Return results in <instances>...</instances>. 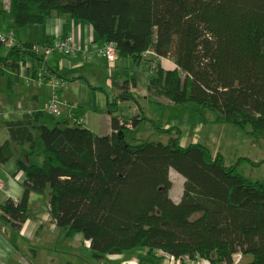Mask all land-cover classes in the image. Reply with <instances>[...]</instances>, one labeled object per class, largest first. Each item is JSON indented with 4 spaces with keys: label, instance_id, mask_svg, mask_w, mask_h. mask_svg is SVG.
I'll return each instance as SVG.
<instances>
[{
    "label": "trees",
    "instance_id": "trees-1",
    "mask_svg": "<svg viewBox=\"0 0 264 264\" xmlns=\"http://www.w3.org/2000/svg\"><path fill=\"white\" fill-rule=\"evenodd\" d=\"M53 13L89 23L96 43L114 42L121 58L137 60L150 51L172 59L174 69L158 64L151 73V96L184 108L195 103L203 117V111L213 113L214 123L264 139V0H13L16 28L42 24ZM37 45L52 44L19 42L0 64L31 61L36 78L45 64ZM51 69L41 73L45 81L55 76L68 83ZM129 88L124 81L109 104L110 135L66 121L51 128L41 123L42 112L14 122L0 118V132L9 133L0 144V164L20 146L18 168L26 175L21 199L1 205L0 218L19 231L30 194L48 187L57 228L69 237L81 233L96 259L146 249L151 256L161 250L212 264H235L234 255H250L239 264H264V179L238 171L242 163L264 160L227 165L206 144L182 146V132L173 127L138 116L121 122L114 112L118 99L135 97ZM144 120L167 140H129L126 125L136 128ZM171 169L185 178L178 203L169 195Z\"/></svg>",
    "mask_w": 264,
    "mask_h": 264
},
{
    "label": "crops",
    "instance_id": "crops-1",
    "mask_svg": "<svg viewBox=\"0 0 264 264\" xmlns=\"http://www.w3.org/2000/svg\"><path fill=\"white\" fill-rule=\"evenodd\" d=\"M9 22L6 28H0V30L5 32L13 31L18 42L35 44L34 40L37 38L39 40L37 43L52 44L56 39L63 40L67 36H73L76 52L72 56H67L59 51H54L45 60L43 70L37 74L36 78L33 77L30 69L32 67L31 61L18 67H12L10 62L3 65L0 64V85L4 84L6 79L9 81L8 87L11 88V95L3 92L0 88V118L2 120L19 121L31 112H42L44 116L42 121L46 118L47 112L44 107L54 94V90L47 86L46 83L42 84V82H39L38 75L45 73L46 70L54 72L51 68L56 69L69 80L67 83V85L69 84L68 87L65 86L59 89H63L59 92L60 107L62 109L60 116H64V121L68 122V125H82L100 136L110 135L113 132L111 123L113 114L109 109V104L113 102L114 98H118L119 90H121L120 85L124 81H130L129 90L136 94V98L126 101L118 99L117 111L114 112V115L118 116L121 122L128 121L136 116L139 119L149 118L147 108L145 106L141 107L139 103L145 102L148 107L153 106L151 103H154V97L151 96L147 89L148 84L146 81L141 83L138 80V76H136L139 71L142 72L143 68L139 70L137 67L136 72L133 71L131 73V66L133 65L127 62L128 58L121 59L119 57L116 62H108L91 51V42H96V37L89 23L71 19L67 15L53 13L44 23L36 26H25L30 28H26L28 29L26 32L19 34L15 30L13 16ZM17 33L21 41L18 40ZM7 53L8 51H5L0 54V57L5 56ZM151 53L155 57L153 52ZM148 54H144L143 59L146 60ZM162 59L170 60L168 66H164V60ZM162 59L159 60L163 68L174 69L176 67L172 59ZM132 60L138 63V60L133 58ZM103 61L112 66L106 70V66L101 63ZM89 65L96 66V68L85 71L86 66ZM150 65L151 62L146 60V64L143 65L144 70L145 66L148 69ZM114 66H116L115 69L113 68ZM39 70L41 68H38ZM124 70H128V72H124ZM150 72L151 70L147 72V77H150ZM102 75L105 81H101ZM140 77L142 79L143 75ZM20 79H23L25 87L31 90V94L28 97L26 91L19 93V90H17L18 93H16L17 91L13 89V87H19ZM93 88H100L102 91L93 90ZM140 89L144 93L141 94ZM91 96L96 97L102 108L101 111L89 104ZM81 117H85L86 122L78 124L77 120ZM151 118L153 117L149 119ZM198 121L196 126L198 133L195 132L193 134L194 137H191V143L214 144L218 139L217 136L214 139L207 136H199V129L203 125L212 128L216 124L212 122L203 123L200 119ZM143 122L145 120L141 123ZM140 124L136 128L132 127L131 124L126 126L135 133V131H138L137 128L140 127ZM175 126H178V120L173 119L168 128H175ZM215 129L213 132H215ZM163 136H165L166 141L168 136L166 134H163ZM136 138L138 139V137ZM7 139H9V133L4 128L0 132V144ZM187 142L183 137L181 138L182 146L188 144ZM21 149L20 146H13V156L5 164H0V206L8 199L18 201L23 195L26 175L22 170H19L17 163L18 158L22 157ZM219 152L222 154L221 149ZM226 164L229 165L227 162ZM49 196L50 188L48 187L44 194L35 192L30 194L27 217L19 231L14 230L0 218V264H106L105 261H109L108 264H173L170 258L164 254L158 253V257L151 256L146 249L139 250L141 259L133 256V252L108 255L103 259L94 258L90 242L81 233H76L74 236L69 237L66 232L57 228L50 214ZM251 259L252 257L242 256L243 262H248ZM198 263L197 259H191L183 264Z\"/></svg>",
    "mask_w": 264,
    "mask_h": 264
},
{
    "label": "rangeland",
    "instance_id": "rangeland-1",
    "mask_svg": "<svg viewBox=\"0 0 264 264\" xmlns=\"http://www.w3.org/2000/svg\"><path fill=\"white\" fill-rule=\"evenodd\" d=\"M11 10H13V0H0V28L1 29L6 28L7 24L10 23L9 21L12 19ZM34 26H36V25H34ZM26 28H30V27H25V28H16L15 27V30L17 32H19V34H21V32L24 33V32H26V30H28ZM17 37H18V40L21 41L18 33H17ZM20 37L23 38V36H21V35H20ZM38 41L39 40H37V38H35L34 42H36V44ZM5 51H8L7 47H5V46L0 47V54L4 53ZM146 53H149L146 60L150 61L151 65H150V67H148V69L145 66V70H144V66H143L146 64V60L143 59L144 55L137 59L138 63L136 61L134 62L131 57H123L121 59H127L128 58L127 62L130 63L131 65H133V66H131V69H132V71H130L131 73H133V71L136 72L137 67L139 70L141 68H143L142 72L139 71V73H137L136 76H138V80L141 83H144L146 81V83L148 84L150 81L149 80L150 77H147V75H148L147 72L149 70H151L150 74L153 71L155 72L156 66L158 64L161 65L159 59H162L165 57H158L154 53H153V55L155 57H153L152 53L150 51H148ZM118 58H119V56L117 57V60H118ZM157 58H159V59H157ZM117 60H115L114 62H116ZM162 60H164V63H163L164 66L165 67L168 66V62L170 60H167V59H162ZM101 63L103 66H106L105 67L106 70L112 66L111 64L107 63L106 61H103ZM115 67L116 66H114L113 68L115 69ZM94 68H96V66L89 65V66H86L85 71L94 70ZM124 72H128V70H124ZM141 75H143L142 79L140 77ZM14 80H16V79H14ZM101 81H105V78L103 75L101 77ZM4 82H5L4 84L0 85L1 90L3 92H6L7 94L11 95V88L8 87L9 81L5 79ZM20 82L21 83L19 84V87L18 88L13 87V89L16 91L19 90V93L26 91L27 97H28L31 94V90L28 87H25V85L23 83V79H20ZM45 83L47 86H49L51 89L54 90V94H56V96L60 102L59 92L63 89L55 90L48 82H42V84H45ZM68 85H67V87H68ZM97 89L99 91H102L100 88H96V89L93 88V90H97ZM139 91L141 92V94L144 93L143 90H141V89ZM16 93H18V91ZM130 94H134V96L136 98L135 93L130 91ZM153 100H154V103H151V105H153L151 107H148V104H146L145 102L144 103L139 102V103L141 104V107L145 106L147 108V115L149 116V118L153 117L151 119H153V122H155L156 127L165 129V128H168V126H170L171 120H173V119L178 120V126H175L174 131L180 130V129L182 130L183 139L188 141L187 142L188 144H186L185 146H187L191 143V137H194L193 134L195 132L198 133V131L196 130V126L199 122L198 121L199 119L201 121H203V123H205V119L207 122L214 123L213 122V119H214L213 113L209 112V111H203L202 113L205 115V117H203V115L199 114L196 111L198 106L195 103H189L188 107L184 108V107L179 106V105L176 106L164 98H154ZM89 104L92 107H95L98 111L102 110V108H101L100 104L98 103V100L96 99V97L91 96ZM169 105H171V106H169ZM54 119H56V120H54ZM68 120H70V119H68ZM63 121H64V116H55L54 117L52 114L47 112L46 118L42 122L52 128L55 124H57L59 122H63ZM215 124L216 125L212 128L207 127L206 125H203V127H200V129H199V136H207L211 139H214L217 136L218 139L216 140V142L214 144H210L211 146L208 144V146L211 148L214 156L216 154L220 153L219 150L221 149L222 155H223L225 161L229 165L236 164L237 160H239L240 158H248L254 162H261L262 160H264V139L252 138L250 135L247 134L248 130H243L234 124H230V123H227V124L215 123ZM137 129H138V131H135V133L132 132V130H131V133H129L127 135L129 140H131L133 137L135 139H136V137H138V139H140V140L149 141V142H158V141L165 142V136H163V133L157 132L153 128L152 124L149 122L145 121V122L141 123L140 127H138ZM214 129H215V132H213ZM247 129H249V128H247ZM203 144H205V143H203ZM238 171L242 175H244L245 177L252 179L254 181L262 180V179H264V162L259 163V165H256V166L252 165V163H242L239 166ZM169 177H170V180L172 181V187L169 191V195L175 203H178L180 201V198L183 195V187H184V183H185V178L173 169L170 170ZM177 199H179V200H177ZM139 250H142V249L132 250V252H133L132 255L135 257L137 256L136 257L137 259L142 258L141 254L139 253ZM160 251L161 250H157L156 254L160 253ZM246 257L251 258L252 256L248 255ZM237 259H240L239 255L233 256V262L236 261ZM111 260H113V259H111ZM105 262H106V264L109 263V261H105ZM240 262H243L242 258L239 261V263Z\"/></svg>",
    "mask_w": 264,
    "mask_h": 264
},
{
    "label": "built area",
    "instance_id": "built-area-1",
    "mask_svg": "<svg viewBox=\"0 0 264 264\" xmlns=\"http://www.w3.org/2000/svg\"><path fill=\"white\" fill-rule=\"evenodd\" d=\"M19 42L17 41L16 34L13 31H0V46L3 45L7 48L14 47L18 45ZM34 50L38 52H42L44 54V59L46 60L48 56L53 54L54 51H59L67 56H71L76 52V48L74 47V37L67 36L63 40L56 39L52 42L51 46H43L37 45L33 47ZM91 51L96 53L99 57L104 58L108 62H114L117 60L118 53L117 48L114 42H107L105 44H98L96 42H91L90 46ZM23 65V64H22ZM40 82H48L55 90L63 88L67 86V82L64 79L57 78L52 76L50 79L45 81L42 74H39ZM44 110L53 116H60L62 114V110L60 107V102L56 96L53 94L49 102L45 105ZM86 122V118H79L77 120L78 124H82ZM160 254H164L166 257L170 258L173 264H183L184 262L190 261L191 259L184 257V258H175L174 256H170L163 251H160ZM239 255L240 259L234 261L235 264H239V261L242 258L241 254ZM235 256V255H234ZM198 264H212L209 260L203 258H197Z\"/></svg>",
    "mask_w": 264,
    "mask_h": 264
}]
</instances>
